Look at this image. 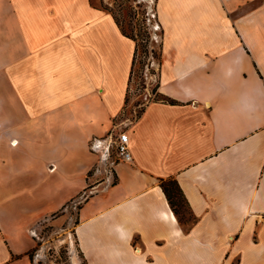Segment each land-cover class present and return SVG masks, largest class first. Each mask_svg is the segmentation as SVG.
I'll use <instances>...</instances> for the list:
<instances>
[{"label": "crops", "instance_id": "crops-1", "mask_svg": "<svg viewBox=\"0 0 264 264\" xmlns=\"http://www.w3.org/2000/svg\"><path fill=\"white\" fill-rule=\"evenodd\" d=\"M156 15L157 92L137 109L135 42L101 0H0V264H33L69 185L59 211L92 193L74 264H264V0H156ZM120 130L133 160L101 169L90 144ZM68 144L89 153L71 157L76 180L39 177H68Z\"/></svg>", "mask_w": 264, "mask_h": 264}, {"label": "rangeland", "instance_id": "rangeland-1", "mask_svg": "<svg viewBox=\"0 0 264 264\" xmlns=\"http://www.w3.org/2000/svg\"><path fill=\"white\" fill-rule=\"evenodd\" d=\"M101 1L104 8L113 12L120 26L128 34H132L133 38L135 37V42L138 45L130 78L127 102H132L133 107L140 109L147 101L155 98L157 92L160 28L157 23L156 0H110V5H105L103 0ZM146 19L148 22H146ZM145 26L148 30L145 29ZM90 145L92 146L91 151L97 152L99 157H101L100 166L101 169H104L108 165L106 161L109 158L106 157H110L109 154H113L112 145L107 142V149L100 148L98 150L93 143ZM65 152L68 156L66 163V170L69 171L68 177L65 176L63 168L59 167V163H57L51 175L44 171L43 174L45 175L40 174L41 176L39 177H44L45 180H51L53 183L65 179L69 180L75 175L72 167L76 164L74 158L71 157L89 155L88 151L83 150V147H77L75 144H68ZM100 177H102V173L99 174ZM72 180H76V178H71ZM65 187L62 188V192L58 193V195L53 192L52 204L54 206L48 211V213L52 212L49 213L52 215H47L50 217L37 225L36 238L38 245L37 249L30 254L33 264H74L75 258L79 256L73 229L77 222L78 208L92 193L88 188L83 196L71 199L72 202H66L64 205V207L68 205L66 210L60 213L59 209H57V203H60L64 198L66 190L71 194L70 189L72 186ZM173 201L179 211L181 221L187 223L190 219L187 206L179 195H176Z\"/></svg>", "mask_w": 264, "mask_h": 264}, {"label": "trees", "instance_id": "trees-1", "mask_svg": "<svg viewBox=\"0 0 264 264\" xmlns=\"http://www.w3.org/2000/svg\"><path fill=\"white\" fill-rule=\"evenodd\" d=\"M106 10H108V9L106 8ZM109 11H110V10H109ZM110 12H111V11H110ZM111 13L113 14V12H111ZM113 16H114V18H115V21H116L117 25H119L121 31L123 32V34H124L125 36H127L128 38L132 39V40L135 42V37L133 38V35H132V34H128V33H127V32H126V31L120 26V24H119V22H118V20H117V18L115 17L114 14H113ZM145 47H146V46H145ZM137 48H138V45H137L136 42H135V51H134V57H133V65H134V61H135L134 59H135V54H136ZM159 60H160V57H159ZM159 60H158V61H159ZM170 102H171V101H170ZM171 103H172V102H171ZM159 185H160L161 188L163 189V191H164V193H165V195H166V198H167L169 204L171 205L173 211L175 212V214L178 215V216H180L179 211L177 210V208H176V204H175V202L173 201V199H174V197H175L176 195H179V197L183 200V202L185 203V205H186V202H185V199H184L183 193H182L181 189L179 188V185H178L176 179H174V178H169V179H166V180L161 179ZM67 206H68V205H67ZM186 206H187V205H186ZM64 208H66V206H65ZM64 208L61 209L59 212H60V213L64 212ZM37 245H38V242H37ZM36 249H37V246H36V248L34 249V251H35ZM31 259H32V257H31Z\"/></svg>", "mask_w": 264, "mask_h": 264}, {"label": "built area", "instance_id": "built-area-1", "mask_svg": "<svg viewBox=\"0 0 264 264\" xmlns=\"http://www.w3.org/2000/svg\"><path fill=\"white\" fill-rule=\"evenodd\" d=\"M146 22H148L147 19ZM145 29L148 30L146 26ZM154 40L157 42L155 38ZM110 145H112L113 154L118 161L128 163L133 160L129 146V136L125 131L120 130L113 134L110 139Z\"/></svg>", "mask_w": 264, "mask_h": 264}]
</instances>
